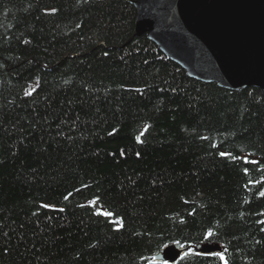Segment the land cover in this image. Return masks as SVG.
I'll list each match as a JSON object with an SVG mask.
<instances>
[{
    "label": "trees",
    "instance_id": "1",
    "mask_svg": "<svg viewBox=\"0 0 264 264\" xmlns=\"http://www.w3.org/2000/svg\"><path fill=\"white\" fill-rule=\"evenodd\" d=\"M131 1L0 0V264H264L263 92L188 78Z\"/></svg>",
    "mask_w": 264,
    "mask_h": 264
},
{
    "label": "water",
    "instance_id": "2",
    "mask_svg": "<svg viewBox=\"0 0 264 264\" xmlns=\"http://www.w3.org/2000/svg\"><path fill=\"white\" fill-rule=\"evenodd\" d=\"M136 36L145 35L188 78L228 91L264 94V0L131 1ZM204 244L202 254L220 253ZM182 251L165 247L161 260L175 264Z\"/></svg>",
    "mask_w": 264,
    "mask_h": 264
},
{
    "label": "rangeland",
    "instance_id": "3",
    "mask_svg": "<svg viewBox=\"0 0 264 264\" xmlns=\"http://www.w3.org/2000/svg\"><path fill=\"white\" fill-rule=\"evenodd\" d=\"M178 248H179V246H178ZM180 249H182L183 251H186L185 248H180ZM154 261L157 263H160V264H165V262H163L159 256H155Z\"/></svg>",
    "mask_w": 264,
    "mask_h": 264
},
{
    "label": "snow or ice",
    "instance_id": "4",
    "mask_svg": "<svg viewBox=\"0 0 264 264\" xmlns=\"http://www.w3.org/2000/svg\"><path fill=\"white\" fill-rule=\"evenodd\" d=\"M222 155H223V153H222ZM262 195H264V193H262ZM209 235H210V233H209ZM222 259H223V257H221Z\"/></svg>",
    "mask_w": 264,
    "mask_h": 264
}]
</instances>
